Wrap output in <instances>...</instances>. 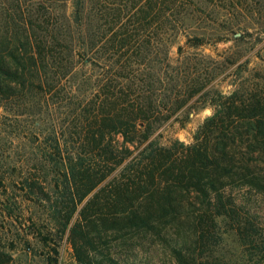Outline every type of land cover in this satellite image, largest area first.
Wrapping results in <instances>:
<instances>
[{"label":"trees","instance_id":"trees-1","mask_svg":"<svg viewBox=\"0 0 264 264\" xmlns=\"http://www.w3.org/2000/svg\"><path fill=\"white\" fill-rule=\"evenodd\" d=\"M125 1L117 38L102 22L107 0H71L64 33L50 40L35 31L31 13L23 17L25 0H7L0 14V106L26 97L35 82L40 88L66 78L75 86L81 119L70 137L78 145L69 151L65 143L63 150L61 135H54L49 151L60 168L55 186L63 189L50 205L55 232H67L78 264H121L98 245L142 233L163 240L176 264H264V98L212 92L181 46L179 57L170 58L185 26L183 16L175 18L187 11L180 0ZM136 23L157 24V71L145 53L150 40L128 49L127 32ZM71 28L74 37L66 34ZM198 40L190 46H201ZM197 103L212 114L190 144L151 139L172 118L183 127ZM179 111L182 119L174 117ZM50 252L58 255L53 246Z\"/></svg>","mask_w":264,"mask_h":264},{"label":"rangeland","instance_id":"rangeland-1","mask_svg":"<svg viewBox=\"0 0 264 264\" xmlns=\"http://www.w3.org/2000/svg\"><path fill=\"white\" fill-rule=\"evenodd\" d=\"M25 1L23 17L26 12L29 17L31 13L36 32L47 40L62 36V23L72 11L71 0ZM123 1L107 0L105 4L108 14L102 22L109 21L112 25L108 37L117 38L121 32L117 13L130 4L127 2L126 6ZM180 2L187 11L175 18L183 16L185 26L178 28L180 33L170 48V58L175 61L179 57L177 47L181 46L183 59L198 70L204 81L210 79L207 88L212 92L219 91L228 96L236 91V97L241 98L245 93L255 91L264 98V0ZM35 9L39 13H33ZM3 10H7V0H0V12ZM51 24L56 30H50ZM156 27L157 24L149 29L138 23L136 26L130 24L127 32L133 35L128 39L129 50L150 40L145 53L149 54L154 71L158 70L157 58L162 54L157 49L160 34ZM66 34L74 37L77 31L71 28ZM198 39H201V46H190L200 43ZM90 74L96 81L100 77L98 70L90 71ZM57 80L54 78L48 83L51 86L46 84L40 88L35 82L26 97H12L0 106V264H53L51 259L55 257V264H78L67 232L62 236L55 232L57 228L50 211L51 203L63 193V189L55 186L57 177L54 172L60 168L50 160L52 138L61 135L62 149L66 148V143L67 150H73L78 144L76 137H70V134L80 128L75 121L81 119L76 93L72 92L75 86L66 78L55 82ZM209 99L212 101V94ZM200 107L198 103L193 105L183 127L172 118L162 124L151 139L166 146L175 140L190 144L194 133L212 114L211 107ZM179 114L180 111L174 117ZM182 118L183 115H179V119ZM130 149L134 150V147ZM136 153L134 150L133 154ZM42 156L48 159L47 163L43 162ZM104 162L101 165L105 166ZM26 179L35 182L36 186L28 188ZM261 207L264 208V203ZM130 237L107 238V244L98 246L121 264H176L169 246L159 237L143 233ZM52 246L56 248L57 256L51 254ZM94 254L100 258L97 252Z\"/></svg>","mask_w":264,"mask_h":264}]
</instances>
